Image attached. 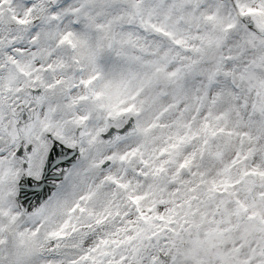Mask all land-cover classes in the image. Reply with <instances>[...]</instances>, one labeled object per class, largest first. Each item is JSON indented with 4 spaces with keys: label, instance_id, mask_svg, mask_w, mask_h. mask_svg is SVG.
Instances as JSON below:
<instances>
[{
    "label": "snow or ice",
    "instance_id": "1",
    "mask_svg": "<svg viewBox=\"0 0 264 264\" xmlns=\"http://www.w3.org/2000/svg\"><path fill=\"white\" fill-rule=\"evenodd\" d=\"M0 264H264V0H0Z\"/></svg>",
    "mask_w": 264,
    "mask_h": 264
}]
</instances>
